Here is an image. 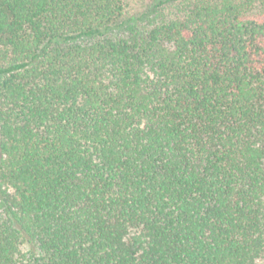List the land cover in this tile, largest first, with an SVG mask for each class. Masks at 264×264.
<instances>
[{"label":"trees","instance_id":"16d2710c","mask_svg":"<svg viewBox=\"0 0 264 264\" xmlns=\"http://www.w3.org/2000/svg\"><path fill=\"white\" fill-rule=\"evenodd\" d=\"M175 1L0 0V264H264V0Z\"/></svg>","mask_w":264,"mask_h":264},{"label":"rangeland","instance_id":"374dc122","mask_svg":"<svg viewBox=\"0 0 264 264\" xmlns=\"http://www.w3.org/2000/svg\"><path fill=\"white\" fill-rule=\"evenodd\" d=\"M152 0H130L131 5L129 6V10L132 13H138L140 10L144 9V6L151 2ZM172 3L164 5L162 12L158 13V16H168V17H175L180 13V0L175 1ZM134 7V8H133Z\"/></svg>","mask_w":264,"mask_h":264}]
</instances>
